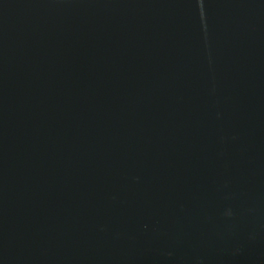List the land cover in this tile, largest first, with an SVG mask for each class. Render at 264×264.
Here are the masks:
<instances>
[{"label":"water","instance_id":"95a60500","mask_svg":"<svg viewBox=\"0 0 264 264\" xmlns=\"http://www.w3.org/2000/svg\"><path fill=\"white\" fill-rule=\"evenodd\" d=\"M0 264H264V0H0Z\"/></svg>","mask_w":264,"mask_h":264}]
</instances>
